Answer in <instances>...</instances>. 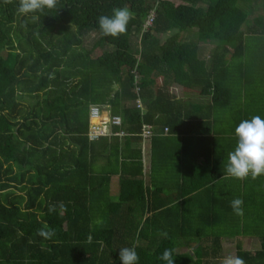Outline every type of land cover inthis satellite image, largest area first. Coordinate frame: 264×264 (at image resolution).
<instances>
[{
    "label": "trees",
    "instance_id": "obj_1",
    "mask_svg": "<svg viewBox=\"0 0 264 264\" xmlns=\"http://www.w3.org/2000/svg\"><path fill=\"white\" fill-rule=\"evenodd\" d=\"M18 7L0 0V264H121L125 247H135L139 264H166L159 257L171 248L175 259L181 239L204 242L185 203L149 201L140 134L144 125L169 129L152 140L154 173L170 136L195 131L183 116L202 115V131L216 133L219 108H235L250 84L264 83V15L249 24L241 0H57L36 20ZM124 7L133 13L126 32L102 35L98 18ZM193 31L196 41L183 38ZM173 86L212 95L213 103L185 106ZM94 105L122 117L124 142L89 141ZM45 224L51 239L38 235Z\"/></svg>",
    "mask_w": 264,
    "mask_h": 264
},
{
    "label": "crops",
    "instance_id": "obj_2",
    "mask_svg": "<svg viewBox=\"0 0 264 264\" xmlns=\"http://www.w3.org/2000/svg\"><path fill=\"white\" fill-rule=\"evenodd\" d=\"M193 37L196 41L197 36ZM183 38L189 39L184 35ZM205 54L210 53L207 50ZM248 90L233 104L235 108H219L216 133L202 131L199 125L205 121L202 115L199 117L198 113L191 112L190 117L183 116L184 128L192 124L190 127L195 131L170 136L171 141L160 148L157 158L162 169L157 167L154 173L152 140L157 136L167 137L169 129L165 127L163 132L157 130V135L151 140L142 141L149 201L155 205L171 200L185 203L187 217L201 224L205 233L204 242L197 243L199 238L191 237L180 240L176 249V264H222L225 256H239V251L245 254L241 258L246 264H264V175L240 180L228 176L225 171L228 153L235 149L238 142L235 128L255 115L264 119V83L250 84ZM171 91L185 106H208L213 103L212 95H203L200 90L173 86ZM165 129H168L167 133ZM124 139L121 141L124 142ZM104 165V160L97 162L99 169ZM182 171L185 174L183 177ZM220 173L221 177L206 183L211 175ZM113 191L117 192L116 195ZM118 192L119 177L115 176L111 182L114 201L118 200ZM236 198L243 200V215H237L231 207L232 200ZM191 241L192 246L188 244Z\"/></svg>",
    "mask_w": 264,
    "mask_h": 264
},
{
    "label": "clouds",
    "instance_id": "obj_3",
    "mask_svg": "<svg viewBox=\"0 0 264 264\" xmlns=\"http://www.w3.org/2000/svg\"><path fill=\"white\" fill-rule=\"evenodd\" d=\"M5 2H10V0H5ZM56 4L57 0H19L17 11L21 16L31 14V18L36 20L38 19L37 13H43L46 8L52 9ZM132 18L133 13L127 7L113 9L111 16L101 15L98 18L100 32L104 36L118 38L126 32ZM235 135L238 137V142L235 149L228 153L225 165L227 175L240 180L249 176L256 179L264 175V119L260 115H255L250 120H243L235 128ZM242 206V199L236 198L231 202V207L237 215H243ZM61 209H64L63 205ZM54 211L55 206L49 207V212ZM38 235L51 239L55 231L45 224L38 230ZM89 242H91V237H89ZM173 251L171 248H166L159 259L166 264H175ZM119 260L121 264H139L140 257L135 247H125L119 251ZM222 264H246V261L239 256L228 255L223 258Z\"/></svg>",
    "mask_w": 264,
    "mask_h": 264
},
{
    "label": "built area",
    "instance_id": "obj_4",
    "mask_svg": "<svg viewBox=\"0 0 264 264\" xmlns=\"http://www.w3.org/2000/svg\"><path fill=\"white\" fill-rule=\"evenodd\" d=\"M155 13L153 12L147 19L145 29H149L153 25ZM136 84H140V78L137 76ZM137 93H140V87L136 89ZM136 107L143 111L142 101L139 99L136 102ZM90 127L88 131V139L90 142H96L101 138L118 137L124 139L128 137V133L121 128L123 127V119L121 116H111L105 112L101 107L94 105L90 109ZM114 128H120L121 130L114 132ZM168 132V129H165ZM157 132L151 125H144L140 136L143 141L151 140Z\"/></svg>",
    "mask_w": 264,
    "mask_h": 264
},
{
    "label": "rangeland",
    "instance_id": "obj_5",
    "mask_svg": "<svg viewBox=\"0 0 264 264\" xmlns=\"http://www.w3.org/2000/svg\"><path fill=\"white\" fill-rule=\"evenodd\" d=\"M241 6L243 7L244 10L248 11L250 13V18H249V24L252 23L253 19L264 15V11L262 9V0H241ZM184 36H189L192 39L194 38L193 35H195L194 31L190 32V33H184ZM167 35L165 36H160V39L162 40V42H164L167 39ZM95 39V37L91 38L88 40V45H92V41ZM195 39H197V37H195ZM194 40V39H193ZM139 42L140 39L139 37H135V39H133V44H134V50H137L139 48ZM193 42V41H192ZM102 50L101 49H97L94 52V56L97 57L99 55L102 54ZM27 103H34L35 101L27 99L26 100ZM114 195H116V191H113Z\"/></svg>",
    "mask_w": 264,
    "mask_h": 264
}]
</instances>
